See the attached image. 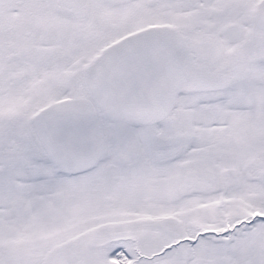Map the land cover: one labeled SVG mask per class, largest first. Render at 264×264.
I'll return each mask as SVG.
<instances>
[{
    "label": "snow or ice",
    "instance_id": "snow-or-ice-1",
    "mask_svg": "<svg viewBox=\"0 0 264 264\" xmlns=\"http://www.w3.org/2000/svg\"><path fill=\"white\" fill-rule=\"evenodd\" d=\"M0 264H264V0H0Z\"/></svg>",
    "mask_w": 264,
    "mask_h": 264
}]
</instances>
